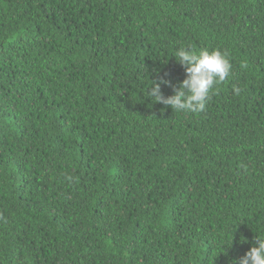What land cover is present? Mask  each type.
<instances>
[{"label": "trees", "instance_id": "trees-1", "mask_svg": "<svg viewBox=\"0 0 264 264\" xmlns=\"http://www.w3.org/2000/svg\"><path fill=\"white\" fill-rule=\"evenodd\" d=\"M182 46L232 65L203 112L146 96ZM257 234L264 0H0V264H232Z\"/></svg>", "mask_w": 264, "mask_h": 264}, {"label": "clouds", "instance_id": "clouds-1", "mask_svg": "<svg viewBox=\"0 0 264 264\" xmlns=\"http://www.w3.org/2000/svg\"><path fill=\"white\" fill-rule=\"evenodd\" d=\"M174 56L184 66L185 78L179 82L178 87L163 78H160L159 82L152 80L150 90L149 87L146 90V96L153 102L171 106L173 110L203 112L210 99L211 90L230 74L232 65L227 54L218 49H203L197 53L182 46ZM161 84L172 86L173 94L165 96ZM234 91L238 93L239 89L235 88ZM232 264H264V235L257 234L249 250L238 260L233 259Z\"/></svg>", "mask_w": 264, "mask_h": 264}]
</instances>
